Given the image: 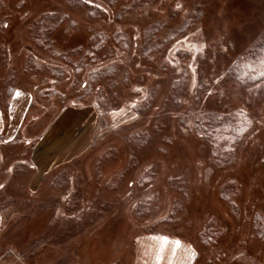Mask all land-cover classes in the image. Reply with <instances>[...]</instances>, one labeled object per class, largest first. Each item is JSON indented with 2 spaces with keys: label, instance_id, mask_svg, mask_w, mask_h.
<instances>
[{
  "label": "rangeland",
  "instance_id": "1",
  "mask_svg": "<svg viewBox=\"0 0 264 264\" xmlns=\"http://www.w3.org/2000/svg\"><path fill=\"white\" fill-rule=\"evenodd\" d=\"M87 1L98 16L66 0H0V45L5 42L9 59L0 69V103L29 93L27 122L46 107L36 140L63 109L98 114L89 150L52 184L47 174L35 193L26 187L35 178L29 160L37 142L0 147V264H77V248H89L94 264H129L138 236L185 238L197 250L195 264H264V79L244 84L229 73L264 39V0ZM52 11L69 17L56 34L59 50L87 49L92 32L106 37L102 52L85 59L79 75L27 40V26ZM25 52L65 69V76L24 74ZM110 64L116 66L110 79L90 82L93 71ZM127 109L128 120L105 135L111 116L115 122ZM238 111L253 119L254 128L230 163L219 166L195 125ZM107 148L114 151L102 156L104 177L96 182L95 164ZM130 154L136 167L106 185L126 169ZM150 164L156 166L154 182L137 186ZM205 224L207 239L215 242L210 246L198 237Z\"/></svg>",
  "mask_w": 264,
  "mask_h": 264
},
{
  "label": "trees",
  "instance_id": "2",
  "mask_svg": "<svg viewBox=\"0 0 264 264\" xmlns=\"http://www.w3.org/2000/svg\"><path fill=\"white\" fill-rule=\"evenodd\" d=\"M117 1L118 0H104V2H107L111 6L116 5ZM65 4L69 7L71 4L85 7L87 9L88 15L91 17L98 16L100 12L97 8H94V6L90 4L87 0H66ZM46 20L47 24L44 25L43 23ZM67 20H69V17L66 12H45L38 16L32 24H29L27 26L26 36L27 40L32 42L37 50L43 52L51 58L57 60L62 59L69 65L73 66L75 73L79 75L83 70L84 63L86 61L85 59H87L88 57L95 58V56L98 55L97 51L102 52V50L104 49L103 47H105L106 44V37L101 32H92L90 38L88 39L87 49H84L82 46L78 45L77 47L72 49L59 50L54 46L57 40L56 34L58 33L57 31L59 30V28ZM70 22V26L73 27V21ZM180 33L181 31H178L177 33H171L169 37L164 42H160L158 46L154 50H152V52L163 49L166 43H168L169 41H173ZM120 41L123 42V48H126V40L120 39ZM24 56L25 62L23 73L26 75H46V73H48L52 77L60 78L64 77L66 74L65 69L59 68L55 65L43 63L36 59L29 52H25ZM76 57H81V59L79 58L78 60H75ZM6 62H9V59L8 51L5 47L4 42V44L0 45V69L1 65H4ZM13 70L14 69H12V72ZM115 72L116 66L114 64L107 65L105 68L93 71L90 75V82L96 83L104 79H110L111 76L115 74ZM229 73L231 77L234 78L236 81H239L244 84L256 83L260 80H263L264 39L256 42L247 51V54L235 61L230 67ZM183 78H185V76H183ZM207 117L208 118H206L205 120L206 122H202L201 126H197V124L195 125L194 132L199 138L203 139L209 144L210 156L213 162L219 166L227 165L230 163V158L236 146H238L243 141V139L253 130L254 121L247 113L242 111L232 113L227 117L222 115L215 117L211 116L210 118L209 116ZM110 151H114V148H107L105 151H103L101 156L96 161L94 170V178L96 182H99L103 177V173L101 171V158L104 154H109ZM134 162L136 163V156L134 154H130L126 169L119 173L113 174L107 180L106 185H109L111 183V180L113 178H116V176L124 177L128 171L135 168L136 166L133 164ZM156 173L157 172L155 165L150 164L148 166H145L136 181V185L143 188L150 185L154 182L156 178ZM62 175H66L65 167H60L53 170V180L51 181V184L54 181L60 179L59 177ZM79 192L80 189L76 188L71 194V196L73 197L75 195H78ZM71 196L66 200V206L67 202H71ZM70 205H72V203ZM73 205H77V200L74 201L73 199ZM171 213L173 214L174 210H171ZM169 217L170 216H167L166 218L162 219L161 222L168 221ZM205 227L206 224L198 234L199 241L204 246L213 245L215 243L214 240H209L206 237Z\"/></svg>",
  "mask_w": 264,
  "mask_h": 264
},
{
  "label": "crops",
  "instance_id": "3",
  "mask_svg": "<svg viewBox=\"0 0 264 264\" xmlns=\"http://www.w3.org/2000/svg\"><path fill=\"white\" fill-rule=\"evenodd\" d=\"M31 108L29 93L28 95L16 94L12 102L5 106L0 103V147L37 142L29 160L30 165L33 166L35 178L26 187L27 192L35 193L43 186L42 181L46 179L44 177L47 174H52L53 170L57 168L69 166L89 150L93 143L89 133L91 128L97 127L98 114L95 109H86L82 112L70 108L63 109L52 119L53 122L46 129L45 135L36 140L41 135L32 139L33 134L37 133L36 128L40 121L44 120L46 107L40 109L32 122H27ZM131 115L134 116V113ZM127 118L128 109L120 112L116 116L115 122L111 116L110 128L105 135L111 134L113 129L116 131L117 127L121 125L119 122H126ZM151 240L152 238H148V236H138L135 239L134 256L129 264H195L198 253L187 239L161 236L159 239ZM147 241L151 242L147 243ZM89 250V248L75 250L74 259L77 264H81V262L84 264L95 263V257ZM120 260L117 259L109 264H126L125 261L121 263Z\"/></svg>",
  "mask_w": 264,
  "mask_h": 264
},
{
  "label": "snow or ice",
  "instance_id": "4",
  "mask_svg": "<svg viewBox=\"0 0 264 264\" xmlns=\"http://www.w3.org/2000/svg\"><path fill=\"white\" fill-rule=\"evenodd\" d=\"M0 187H3V185H0Z\"/></svg>",
  "mask_w": 264,
  "mask_h": 264
}]
</instances>
